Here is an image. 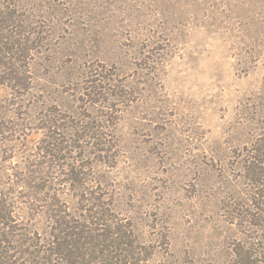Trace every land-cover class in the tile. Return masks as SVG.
<instances>
[{"label":"rangeland","instance_id":"rangeland-1","mask_svg":"<svg viewBox=\"0 0 264 264\" xmlns=\"http://www.w3.org/2000/svg\"><path fill=\"white\" fill-rule=\"evenodd\" d=\"M0 264H264V0H0Z\"/></svg>","mask_w":264,"mask_h":264},{"label":"trees","instance_id":"trees-1","mask_svg":"<svg viewBox=\"0 0 264 264\" xmlns=\"http://www.w3.org/2000/svg\"><path fill=\"white\" fill-rule=\"evenodd\" d=\"M63 252V251H62Z\"/></svg>","mask_w":264,"mask_h":264}]
</instances>
